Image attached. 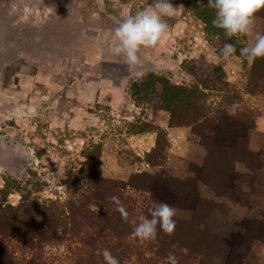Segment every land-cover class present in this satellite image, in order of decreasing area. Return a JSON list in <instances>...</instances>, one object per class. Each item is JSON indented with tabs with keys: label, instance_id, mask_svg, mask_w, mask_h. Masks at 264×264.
<instances>
[{
	"label": "rangeland",
	"instance_id": "1",
	"mask_svg": "<svg viewBox=\"0 0 264 264\" xmlns=\"http://www.w3.org/2000/svg\"><path fill=\"white\" fill-rule=\"evenodd\" d=\"M171 2L182 3L183 10L164 18L167 35L156 48L143 50L133 67L115 52L113 30L152 0H0V197L10 187L1 207L8 202L19 209L23 196L37 199L47 205L29 209L26 215L38 225H46L49 215L67 216L75 205L65 204L82 197L89 201L83 210L98 213L102 208L92 197L98 183L90 179L98 170L106 181L124 182L120 190L136 214L158 201L129 183L144 187L133 177L150 174L169 180L179 196L199 195L218 206L231 223H264V149L256 152L250 166L238 163L235 198H213L200 192L196 153L187 164L169 159L171 143L165 130L157 131L161 135L156 149L147 151V141L138 138L156 130L161 121V98L149 93L153 79L148 90L139 87L138 100L131 96V84L150 73L183 87L201 79L208 87L203 95L208 103L222 108L221 102H228L229 112L238 119L231 123L229 135L239 127L247 134L264 128V59L253 64L242 58L223 60L219 50L236 40H226L223 31L213 27L207 0ZM254 32L264 34V10L257 13ZM252 43L251 38H241L236 47ZM115 86L126 98L117 110L110 105ZM92 166L97 170H85ZM175 209V218H190L189 210ZM24 221L19 220L16 233L24 229ZM259 233L264 239V227ZM100 235L94 238L101 241ZM78 237L66 234L65 240L36 244L34 239L2 236L0 244L7 251V264H89L91 254L99 259L102 251ZM246 248L243 259L236 256L242 264H264V241H248ZM139 253H128L126 263L137 264ZM144 254L153 255L148 250Z\"/></svg>",
	"mask_w": 264,
	"mask_h": 264
},
{
	"label": "trees",
	"instance_id": "2",
	"mask_svg": "<svg viewBox=\"0 0 264 264\" xmlns=\"http://www.w3.org/2000/svg\"><path fill=\"white\" fill-rule=\"evenodd\" d=\"M206 11L212 14L208 17L209 20H213L214 10L207 7ZM217 69L220 67L213 68L211 74H217ZM192 74L196 76L195 73L192 72ZM152 79L153 86L151 88L149 83ZM200 80L197 79L190 86L183 87L173 85L161 75L150 73L146 77H142L140 81L131 84V96L133 100H138L139 87L143 91L151 88L150 94L157 93L161 98V108L170 114L169 124L189 128L191 136L206 150V155L196 173L198 179L210 186L217 195L235 198L232 191L237 178L236 164L244 163L250 166L252 158L258 154L250 151L248 134L245 129L239 127L231 133L232 135H229L231 123L238 119L229 112L227 107L230 104L228 102H221L222 108H215L211 103H208V98L203 96L204 90H207L208 87ZM160 130L158 127L156 130L153 129V131L161 132ZM159 132L157 133L156 146L160 140ZM85 170L93 172L97 168L92 166ZM133 178H139L137 181L145 186L139 187L132 180L129 185L148 193L152 200L167 202L175 208L190 211L191 216L188 219L174 217L176 229L172 237L169 238L158 231L156 242L143 245L139 243L138 239L133 238L131 232L134 226L124 224L120 214L115 210V205L106 199L117 195L126 207L130 220L141 216L136 214L134 205L129 203L122 194L120 189L123 185L125 187L124 182L120 180L106 181L99 176L97 170V173L91 174L90 179L95 181V184L98 183L97 190L92 197L97 206H101L100 212L95 213L87 209L84 211L83 205H88L89 201L86 200V197H82L75 203L70 200L65 204L75 205L73 209L69 208L67 216L49 215L46 225H38L32 221L30 216L26 215L29 209L47 205L39 203L37 199L23 196L21 208L12 207L8 202L5 204L7 206L1 207L4 205L5 196L10 192V187H7L2 191V197H0V238L9 236L15 239H34L36 244H41L50 240L62 241L65 240L63 237L66 234H72L74 237L80 236V240L86 246H93L101 251L105 248L110 249L112 254L119 258L120 264H127L126 261L130 258L127 254L132 250L142 251V253L136 254L137 264H166V256L169 252L176 255L179 264H242V260L236 256L239 255L243 259L247 255L248 241L254 239L264 241L259 233L260 228L264 227L263 222L244 220L239 223H231L225 219V213L221 208L204 200L201 196L189 197L175 194L171 189L170 181L161 176L139 174L134 175ZM57 204L50 203L48 205ZM142 215L148 216L149 209ZM19 220H25V227L21 232L16 233V225ZM88 232L91 233L88 234ZM100 233L101 241H98L94 236L97 237ZM84 235H87V239L82 237ZM132 239L135 242L132 243ZM1 241L2 239H0V243ZM172 245H176V247L173 248ZM183 249H187V253ZM145 250L151 251L153 255L146 257ZM6 253L7 251L0 244V264L8 263L9 259H7ZM89 260V264H104L102 255L99 259H95V256L91 254ZM78 264H80L79 261Z\"/></svg>",
	"mask_w": 264,
	"mask_h": 264
},
{
	"label": "clouds",
	"instance_id": "3",
	"mask_svg": "<svg viewBox=\"0 0 264 264\" xmlns=\"http://www.w3.org/2000/svg\"><path fill=\"white\" fill-rule=\"evenodd\" d=\"M207 4L214 10L211 22L213 27L222 30L226 40L235 38L236 44L240 43L241 38L253 40L250 46L241 47L239 50L236 44L225 42L219 50V56L223 60L230 62L242 58L248 64H253L258 59H264V34L254 32L257 13L264 10V0H207ZM183 8L182 3L176 5L171 0H152L148 7L127 16L113 30L115 52L123 56L129 66H137L143 50L156 48L167 35L169 26L164 18L174 16ZM106 199L115 205V210L124 224L134 226L131 235L141 245L156 242L158 231L169 238L174 235L176 209L167 202H156L149 209L148 216L141 215L130 220L126 207L117 195ZM172 247L175 248L176 245ZM183 251L187 253V249ZM102 256L104 264H120L119 258L110 249H103ZM166 264H179L176 255L169 252Z\"/></svg>",
	"mask_w": 264,
	"mask_h": 264
},
{
	"label": "crops",
	"instance_id": "4",
	"mask_svg": "<svg viewBox=\"0 0 264 264\" xmlns=\"http://www.w3.org/2000/svg\"><path fill=\"white\" fill-rule=\"evenodd\" d=\"M124 102H126L125 92L121 90L120 86H115L111 93V108L117 110L120 106H123L122 104ZM157 113L161 114V117H159L161 121L156 126L161 130H165L169 142L171 143L168 151L169 159L173 158L180 160L184 164H187V158H189L192 153H196L193 160H196V162L201 164L206 155V150L191 136L189 128L171 126L169 124V112L165 109H159L157 110ZM138 138L143 141H147L149 144V149H147V151H149L156 146L157 131L147 132L145 135L141 134L138 136ZM248 144L250 151L255 153L264 149L263 127L258 126L251 129L250 133L248 134ZM240 165L241 164H238L236 166V173L241 171ZM201 184L203 185V188L200 189V192L203 196L207 194V196L211 195L213 198L218 197V195L211 189L210 186L204 184L203 182Z\"/></svg>",
	"mask_w": 264,
	"mask_h": 264
}]
</instances>
